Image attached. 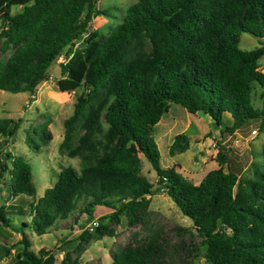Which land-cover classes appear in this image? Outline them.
<instances>
[{
  "label": "trees",
  "instance_id": "obj_1",
  "mask_svg": "<svg viewBox=\"0 0 264 264\" xmlns=\"http://www.w3.org/2000/svg\"><path fill=\"white\" fill-rule=\"evenodd\" d=\"M96 1L31 0L2 14L0 90L34 95L47 81L50 63L81 41L70 57L83 64L81 89L62 121L58 145L62 154L78 159L79 169L68 165L57 172L53 184L30 203L29 223L42 235L55 230L56 220L67 219L80 202V213L87 216L97 206L111 211L98 216L96 226L83 229L56 262L49 250H31L21 228L26 223L14 226L0 205V226L20 233L9 245L0 243V262L82 264L77 254L84 244L113 235L103 221L123 218L137 230L111 252L108 264H194L198 257L204 264H264V151L261 163H250V175L240 177L225 165L228 159L218 148V167L192 184L174 167L160 166L151 134L168 101L208 116L217 128L228 114L231 123L220 134L250 121L264 129V72L257 64L264 53V0H135L106 35L82 39L93 17L108 16ZM241 32L256 37L259 45L239 49ZM60 69L69 74V64ZM252 96L260 108L253 106ZM19 123L0 118V154L10 162L9 195L30 196L35 188L29 164L3 150ZM48 123L39 125L40 145L51 139ZM187 148V135L178 133L168 154ZM141 158L155 173L154 188L140 173ZM6 168L0 160V176ZM159 191L191 221V228L172 224L166 231L157 222L148 204ZM169 233L179 237L177 246L169 245ZM184 234L197 237L198 243L184 246ZM183 249L187 259L178 255Z\"/></svg>",
  "mask_w": 264,
  "mask_h": 264
},
{
  "label": "rangeland",
  "instance_id": "obj_2",
  "mask_svg": "<svg viewBox=\"0 0 264 264\" xmlns=\"http://www.w3.org/2000/svg\"><path fill=\"white\" fill-rule=\"evenodd\" d=\"M31 0H0V16L10 14L21 8ZM135 0H97L96 7L108 10V16L98 15L93 17L90 28L82 39L94 36H104L117 25L124 14L125 9ZM81 39V40H82ZM259 45L258 39L246 32L239 34L237 47L241 50H249ZM81 47V41H75L71 46V52ZM6 51L5 54H8ZM71 52L65 56L61 53L47 68V81L43 82L34 95L28 92L10 93L0 90V118L19 120V126L14 136L7 140L3 150L13 157H21L30 166L31 180L35 192L33 195H9L8 171L9 159L4 158L3 152L0 160L6 170L0 176V205L4 206L5 215L14 226H21L26 237L29 239L30 248L34 252L38 249L49 250L54 254L58 262L63 250L71 249L76 243V236L85 228H88L97 217L110 212L111 209L103 206L94 208V215L87 216L80 213L82 203H78L65 220H59L56 229L50 232L36 235L30 226V203L39 198L45 188L50 187L56 179L57 172L65 166H71L78 171L77 158H70L62 154L58 145L62 139V121L72 111L76 95L81 89V77L83 64L79 60L70 59ZM60 64H69V74H62ZM258 69L264 72V53L257 60ZM255 108H260L261 103L256 96L251 97ZM27 105L25 106V104ZM167 110L161 115L158 122L151 129L152 137L159 152V164L161 167H174L182 176L192 184H197L202 176L211 169L217 168L215 160L216 150L222 149L227 157L225 163L237 176H249L251 173L250 163H261L264 151V129L258 130L256 121L245 123L233 133H219V129L231 123L228 114L223 115L222 123L217 128L211 119L200 113H188L180 105L171 101L167 102ZM49 120L47 125L51 139L46 145H40L39 125L42 121ZM252 129L256 134H251ZM185 133L188 137V148L183 152L168 154V146L173 136ZM26 139V140H25ZM2 138L0 139V141ZM39 144V147L36 146ZM223 165V167H225ZM140 173L152 184L156 185L155 173L149 163L141 158ZM101 208V209H100ZM148 209L156 213L157 222L164 225L166 231L172 224H178L184 228H191V221L183 216L170 198L162 191L156 192L149 197ZM113 235H103L97 240H90L83 245V249L77 254L82 264H108L111 260V252L124 245L131 232L136 228H128L121 218L119 223H108ZM20 237L19 232L12 231L8 227L0 226V243L9 245ZM169 245L177 246L179 237L169 233L167 236ZM182 244H197V237L181 235ZM12 252V251H11ZM75 255V254H73ZM178 255L188 258L185 250H179ZM8 260V258H7ZM4 260V261H7ZM4 261H1L2 264ZM194 264H204L201 257L194 259Z\"/></svg>",
  "mask_w": 264,
  "mask_h": 264
},
{
  "label": "built area",
  "instance_id": "obj_3",
  "mask_svg": "<svg viewBox=\"0 0 264 264\" xmlns=\"http://www.w3.org/2000/svg\"><path fill=\"white\" fill-rule=\"evenodd\" d=\"M27 105V103L25 104V106ZM250 133L251 134H256V130L255 129H252L251 131H250ZM97 225V221L96 220H93L92 222H91V224L89 225V227H88V229H91L92 227H94V226H96Z\"/></svg>",
  "mask_w": 264,
  "mask_h": 264
},
{
  "label": "crops",
  "instance_id": "obj_4",
  "mask_svg": "<svg viewBox=\"0 0 264 264\" xmlns=\"http://www.w3.org/2000/svg\"><path fill=\"white\" fill-rule=\"evenodd\" d=\"M105 208H107V207H105ZM101 209V208H100ZM109 209V208H108ZM94 213V210H93V212H92V214ZM94 215V214H93ZM95 216V215H94ZM91 218H92V215H91Z\"/></svg>",
  "mask_w": 264,
  "mask_h": 264
}]
</instances>
